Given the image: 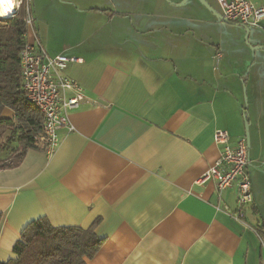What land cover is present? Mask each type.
Returning <instances> with one entry per match:
<instances>
[{
  "label": "crops",
  "instance_id": "1",
  "mask_svg": "<svg viewBox=\"0 0 264 264\" xmlns=\"http://www.w3.org/2000/svg\"><path fill=\"white\" fill-rule=\"evenodd\" d=\"M29 1L26 42L83 59L65 71L87 97L52 154L0 169V263L46 217L95 227L103 244L87 264H264V19L227 24L217 0ZM247 122L243 223L217 208L235 211L237 188L201 180L221 153L214 132L235 144Z\"/></svg>",
  "mask_w": 264,
  "mask_h": 264
},
{
  "label": "built area",
  "instance_id": "2",
  "mask_svg": "<svg viewBox=\"0 0 264 264\" xmlns=\"http://www.w3.org/2000/svg\"><path fill=\"white\" fill-rule=\"evenodd\" d=\"M24 0H16V7L10 16L16 15ZM26 24H33V17L28 10ZM221 9L222 21L227 24H240L247 27L260 25L264 19V6L255 0H217ZM221 51L214 58L219 59ZM23 90L27 99L44 116V136L46 151L52 154L59 144L58 131L68 126L69 111L78 108L86 99L83 87L66 73L70 63L82 62L83 59L63 54L50 55L40 41L26 42L19 52ZM214 141L222 147L218 160L204 174L201 182L209 179L217 181L218 192L236 187L237 209L229 206L223 209L236 220L244 223L243 209L254 202L251 178L248 172L249 145L247 137L240 138L235 144L230 141V134L223 129L214 132Z\"/></svg>",
  "mask_w": 264,
  "mask_h": 264
},
{
  "label": "trees",
  "instance_id": "3",
  "mask_svg": "<svg viewBox=\"0 0 264 264\" xmlns=\"http://www.w3.org/2000/svg\"><path fill=\"white\" fill-rule=\"evenodd\" d=\"M16 15L0 18V153L12 145L10 159H0V169L18 166L29 149H46L44 116L23 90L19 52L26 43V5ZM14 119L2 117L5 108ZM0 215V228L2 224ZM264 239V230L256 229ZM103 244L95 227L53 226L46 217L30 222L13 248L14 258L0 264H87Z\"/></svg>",
  "mask_w": 264,
  "mask_h": 264
},
{
  "label": "rangeland",
  "instance_id": "4",
  "mask_svg": "<svg viewBox=\"0 0 264 264\" xmlns=\"http://www.w3.org/2000/svg\"><path fill=\"white\" fill-rule=\"evenodd\" d=\"M25 5H26V9H27V2H25ZM28 10L29 11H31L32 10V8H31V2L29 1L28 2ZM242 28H244L245 30H246V28L245 27H242ZM245 39H247V34H245ZM220 60V58L219 59H216V60H214V63H218V61ZM213 69L214 70H217L218 69V65H215L214 67H213ZM243 94H244V101H245V106H249V100H248V94H247V91H246V87L244 86L243 87ZM248 124H249V122H248ZM248 132H249V128H248ZM15 146H16V144L15 145H13V147H12V145L9 147V149H7V151L6 152H4V153H0V159L1 158H6V159H10V158H12L13 156V150H15L14 148H15Z\"/></svg>",
  "mask_w": 264,
  "mask_h": 264
},
{
  "label": "snow or ice",
  "instance_id": "5",
  "mask_svg": "<svg viewBox=\"0 0 264 264\" xmlns=\"http://www.w3.org/2000/svg\"><path fill=\"white\" fill-rule=\"evenodd\" d=\"M0 6H2V11H0V15L7 13L11 10L13 4L12 0H0Z\"/></svg>",
  "mask_w": 264,
  "mask_h": 264
},
{
  "label": "bare ground",
  "instance_id": "6",
  "mask_svg": "<svg viewBox=\"0 0 264 264\" xmlns=\"http://www.w3.org/2000/svg\"><path fill=\"white\" fill-rule=\"evenodd\" d=\"M12 8L9 12L4 13L3 15H0V18H7L10 17V15L13 13L14 8L16 7V0H12ZM0 11H2V6H0Z\"/></svg>",
  "mask_w": 264,
  "mask_h": 264
},
{
  "label": "water",
  "instance_id": "7",
  "mask_svg": "<svg viewBox=\"0 0 264 264\" xmlns=\"http://www.w3.org/2000/svg\"><path fill=\"white\" fill-rule=\"evenodd\" d=\"M207 7H209L208 5H206ZM211 9V8H210ZM212 11L214 13H216L218 16H220L215 10L212 9ZM221 17V16H220ZM248 128H249V124L248 122L246 123V134H247V140H248V143H249V132H248Z\"/></svg>",
  "mask_w": 264,
  "mask_h": 264
}]
</instances>
